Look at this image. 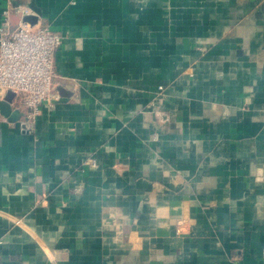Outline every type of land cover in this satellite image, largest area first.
<instances>
[{"label":"crops","instance_id":"obj_1","mask_svg":"<svg viewBox=\"0 0 264 264\" xmlns=\"http://www.w3.org/2000/svg\"><path fill=\"white\" fill-rule=\"evenodd\" d=\"M35 8L71 97L30 134L0 111V264H264V0H0V25Z\"/></svg>","mask_w":264,"mask_h":264},{"label":"built area","instance_id":"obj_2","mask_svg":"<svg viewBox=\"0 0 264 264\" xmlns=\"http://www.w3.org/2000/svg\"><path fill=\"white\" fill-rule=\"evenodd\" d=\"M17 13L21 19L15 27L9 11L0 25V101L13 93L14 104L24 109L26 127L33 132L44 103L59 98L55 89L56 55L64 37L39 22H24L28 9ZM168 120V116H162V121ZM86 164L97 166L95 160Z\"/></svg>","mask_w":264,"mask_h":264},{"label":"water","instance_id":"obj_3","mask_svg":"<svg viewBox=\"0 0 264 264\" xmlns=\"http://www.w3.org/2000/svg\"><path fill=\"white\" fill-rule=\"evenodd\" d=\"M41 15V12L35 8V14L34 15H27L24 17V22H27V23H30L32 25H35L38 23V18L39 16ZM21 19V15L18 14L16 16L13 17V26L15 27L19 20ZM55 89L56 91L58 92V95H59V98L58 99H54V100H51L50 102L48 103H44L43 107H42V110L43 108H45L46 106H49L50 104L54 103V104H60V103H65L69 100V98L71 97V94L69 91V89H67L66 87H58L56 84H55ZM15 96L13 93H8L7 96L0 101V111L2 112L3 115H5L6 117H10L12 115V110L10 108V105L11 103L13 102ZM41 110V112H42ZM41 118V114L38 116L37 120H36V131H37V125H38V122ZM19 125H20V128L22 129V131L24 133H28L30 134V130L27 129L26 127V124H25V116H22L20 119H19Z\"/></svg>","mask_w":264,"mask_h":264}]
</instances>
